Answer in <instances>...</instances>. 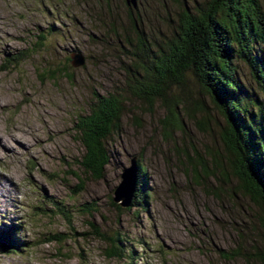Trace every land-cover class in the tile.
I'll list each match as a JSON object with an SVG mask.
<instances>
[{"label":"rangeland","instance_id":"1","mask_svg":"<svg viewBox=\"0 0 264 264\" xmlns=\"http://www.w3.org/2000/svg\"><path fill=\"white\" fill-rule=\"evenodd\" d=\"M124 1L0 0V233L13 228L16 243L0 264H259L260 213L225 166L223 121L206 94L189 72L179 86L167 85V103L182 111L181 128L170 130L162 104L130 90L145 75L139 65L165 50L182 11L208 0H134V8ZM73 52L81 67L69 66ZM233 64L244 95L264 112L248 67ZM93 92L118 95L122 104L97 181L78 166L73 129ZM131 157L145 170L147 204L116 210L113 189ZM199 158L208 172L197 168L195 177ZM94 231L120 239V258L107 257L109 242Z\"/></svg>","mask_w":264,"mask_h":264},{"label":"trees","instance_id":"2","mask_svg":"<svg viewBox=\"0 0 264 264\" xmlns=\"http://www.w3.org/2000/svg\"><path fill=\"white\" fill-rule=\"evenodd\" d=\"M263 4L264 0H208L203 9L194 13L182 11L165 50L153 56L147 68L139 65L145 75L134 79L130 90L148 105L155 101L161 103L166 112L163 128L179 130L178 115L182 111L177 108L180 105L167 103L165 89L167 85L179 86L185 74H191L223 121L218 136L226 154L225 166L241 194L258 209V221L264 230V112L244 95L233 64L234 58L240 59L248 67L258 90L264 94ZM138 42V52L146 54L148 43L141 39ZM11 58L6 60L9 66L14 65ZM68 64L70 66L69 61ZM66 72L62 69L59 74L67 78ZM44 75L53 79L55 71L46 70ZM92 98L88 112L76 118L73 129L82 148L78 166L90 180L97 181L102 179L109 163L105 142L119 131L122 104L115 94L93 92ZM136 165L135 192L128 208L145 209L146 174L137 159ZM217 166L222 169L220 164ZM197 168L201 173L208 172L200 158L191 169L195 177H198ZM111 206L119 210L117 205L112 203ZM13 231L9 228L0 233V254L15 248L16 243L11 237ZM94 234L97 239L104 240L99 233L94 231ZM105 240L109 242L107 257L120 258V239ZM255 257L259 264H264V247L256 251Z\"/></svg>","mask_w":264,"mask_h":264},{"label":"water","instance_id":"3","mask_svg":"<svg viewBox=\"0 0 264 264\" xmlns=\"http://www.w3.org/2000/svg\"><path fill=\"white\" fill-rule=\"evenodd\" d=\"M125 4L134 7V0H125ZM68 59L72 68H78L84 64L82 55L76 52L70 53ZM136 172V158L131 157L128 166L120 172L119 183L113 189L111 198V202L121 209H126L131 204L135 192Z\"/></svg>","mask_w":264,"mask_h":264}]
</instances>
